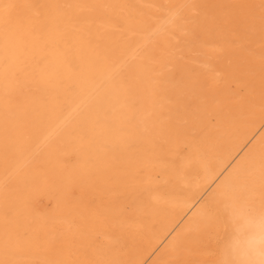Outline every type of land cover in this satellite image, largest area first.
Returning a JSON list of instances; mask_svg holds the SVG:
<instances>
[{
  "label": "bare ground",
  "instance_id": "6f19581e",
  "mask_svg": "<svg viewBox=\"0 0 264 264\" xmlns=\"http://www.w3.org/2000/svg\"><path fill=\"white\" fill-rule=\"evenodd\" d=\"M262 86L264 0H0V264H260Z\"/></svg>",
  "mask_w": 264,
  "mask_h": 264
},
{
  "label": "rangeland",
  "instance_id": "374dc122",
  "mask_svg": "<svg viewBox=\"0 0 264 264\" xmlns=\"http://www.w3.org/2000/svg\"><path fill=\"white\" fill-rule=\"evenodd\" d=\"M250 27L252 28V30H251ZM245 29H246V32H245L244 35H246L248 37L254 36L253 33H255V29H254L253 25H248L247 27H245ZM242 43L246 45V43H244L243 41H240V45ZM238 47H239V45L237 46V44H236L235 47H233V50H235ZM176 53L178 54V53H180V51L176 50ZM231 53H232V56L235 54L234 51H232ZM178 60L179 59H177V62H178ZM179 65H181V68L178 71H176V72H171V71L168 72V71H165V72H163L160 75V77H159V80L160 81L157 84L158 85V88H159L158 89V92H157L158 95H161V96L163 95L165 98H168V94H169L170 90H171V92L173 91L172 89L174 88L175 80H180L181 83H182V81H184V79L187 76L199 75V73L196 70V68H197L196 66L197 65H194L189 60H187V61L186 60H179ZM181 83H180L179 87L183 90L184 85H183V83L182 84ZM262 87H264V86H262ZM233 103L235 104V106L236 105L238 106V105H241L242 101L235 100V101H233ZM189 106L192 107V108H195L196 104H194V103L191 102ZM169 109H171V110H169ZM172 110H173V108L170 105L169 106L167 105V107H165V109L161 110L159 114H160V116H167V115H170V113H171ZM261 123L263 125L261 124L260 131H264L263 130L264 129V119L261 121ZM165 124H166V126L169 127L170 131H173V132L177 131L180 128H186V125L184 123H180L178 121H175L170 116L169 117H166ZM174 126H176V127H174ZM244 148L246 149L247 148V145H245ZM238 153H239V155H238ZM242 153H243L242 148H239V149H237V150L234 151L233 158H235L234 159L235 161H233L234 163H232V165L233 164H236L237 162H239L241 160L240 157L242 156ZM236 158H237V160H236ZM208 247H210V245H207V244H203V247L200 246V249L197 248V247L196 248L193 247V249H196V250H194L196 253L192 250L193 253H191V255L187 259H184L182 262L185 261L184 264H192V263L193 264H209V262H210V254H211L210 252L211 251H208L209 250ZM155 255L156 254H154L153 256H148V257H143V256L138 257L136 259V262L135 263L136 264H145V263L146 264H148V263L150 264V262L152 261V259L154 258ZM174 260L178 262V263L175 262L174 264H176V263L177 264H183V263H179V261L176 260V259H174Z\"/></svg>",
  "mask_w": 264,
  "mask_h": 264
},
{
  "label": "snow or ice",
  "instance_id": "6c2138e0",
  "mask_svg": "<svg viewBox=\"0 0 264 264\" xmlns=\"http://www.w3.org/2000/svg\"><path fill=\"white\" fill-rule=\"evenodd\" d=\"M260 224L261 227L264 228V214L261 215ZM262 257H264V253H262ZM260 264H264V258L261 259Z\"/></svg>",
  "mask_w": 264,
  "mask_h": 264
}]
</instances>
